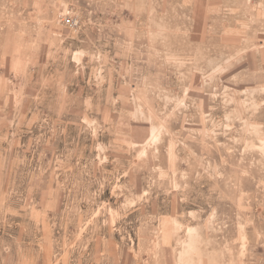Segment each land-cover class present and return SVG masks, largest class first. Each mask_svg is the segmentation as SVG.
Here are the masks:
<instances>
[{"label": "rangeland", "instance_id": "obj_1", "mask_svg": "<svg viewBox=\"0 0 264 264\" xmlns=\"http://www.w3.org/2000/svg\"><path fill=\"white\" fill-rule=\"evenodd\" d=\"M0 264H264V0H0Z\"/></svg>", "mask_w": 264, "mask_h": 264}]
</instances>
